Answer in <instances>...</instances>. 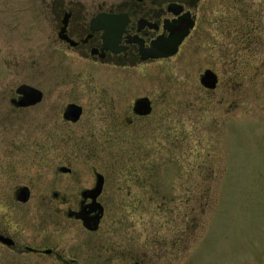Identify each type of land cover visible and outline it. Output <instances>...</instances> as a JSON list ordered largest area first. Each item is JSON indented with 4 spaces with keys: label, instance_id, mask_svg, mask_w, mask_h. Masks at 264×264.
Here are the masks:
<instances>
[{
    "label": "rangeland",
    "instance_id": "obj_1",
    "mask_svg": "<svg viewBox=\"0 0 264 264\" xmlns=\"http://www.w3.org/2000/svg\"><path fill=\"white\" fill-rule=\"evenodd\" d=\"M235 3L209 0L207 7ZM214 44L207 48L194 37L167 62L126 69L129 80L120 86L129 94L125 102L149 95L156 105L154 115L134 122L133 109L119 105L117 86L83 74L49 84L40 61L29 67L17 62L18 83L29 82L47 97L27 110L34 153L18 164L12 184H31L35 199L53 191L78 196L92 182L93 171L105 174L106 223L111 221L113 229L99 232L94 264H233L237 249H223V243L237 238L235 217L264 212V197L259 212H253L256 192L243 187L241 178L250 173L248 158L264 153V61L243 54L225 64ZM208 67L222 76L213 90L200 80ZM71 101L85 105L86 114L72 126L63 125L65 139H35L44 126L53 127L50 111ZM96 103L102 105L99 110ZM19 124L7 132L1 127L0 137L12 134L21 145L25 127ZM223 160L224 184L219 180ZM60 165L90 181H53ZM106 239L121 250L106 252Z\"/></svg>",
    "mask_w": 264,
    "mask_h": 264
},
{
    "label": "flooded vegetation",
    "instance_id": "obj_2",
    "mask_svg": "<svg viewBox=\"0 0 264 264\" xmlns=\"http://www.w3.org/2000/svg\"><path fill=\"white\" fill-rule=\"evenodd\" d=\"M208 3L209 0H0V128L7 132V128L14 129L19 123L25 127L21 145L12 134L0 137V264H94L99 232L113 229L111 221L106 223L104 194L108 181L101 172L93 171L92 182L78 196L53 191L35 199L31 184H12L17 178L18 164L27 163L34 153L29 144L33 137L26 132L30 122L27 110L38 108L47 97L45 90L29 82L18 83L17 62L23 61L29 67L33 61H40L49 84L65 75L83 74L98 83L117 86L121 92L117 96L119 105L133 109L132 122L135 118L148 119L155 113L154 99L139 95L133 97L132 103H126L129 94L120 86L129 80L125 71L129 67L150 66L173 57L143 58L142 51L152 48L157 40L184 36L179 52L194 37L207 48L214 42L219 45L218 57L225 64L237 62L243 54L246 59L262 57L264 61V0H236L234 7L220 9L207 7ZM210 69L217 73L220 83L221 73ZM24 84L41 90L42 99L23 105L20 87ZM145 96L152 104V112L146 115L135 110L137 99ZM71 103L83 108L78 120L66 116ZM100 107V103L94 105L97 110ZM60 108L50 111L54 125L44 126L43 133L35 137L39 142L65 139L63 125L72 126L86 114L85 105L75 101ZM37 152L38 156L42 154ZM248 159L250 173L241 178L245 181L243 187L256 192L253 198L257 205L250 203L256 213L264 197V153ZM224 165L223 160L219 168L222 184L226 179ZM63 166L69 170H62ZM58 171L53 181H90L67 165H60ZM98 173L104 175V187L96 201L102 203L104 213L98 228L93 230L97 227L98 211H93L96 205L92 189L96 187ZM82 209L90 218L87 222L69 213ZM234 227L237 238L223 243V249H237L233 264H264V212L237 216ZM102 244L109 253L121 250L120 246L111 248L110 239ZM222 264L228 263L224 260Z\"/></svg>",
    "mask_w": 264,
    "mask_h": 264
},
{
    "label": "water",
    "instance_id": "obj_3",
    "mask_svg": "<svg viewBox=\"0 0 264 264\" xmlns=\"http://www.w3.org/2000/svg\"><path fill=\"white\" fill-rule=\"evenodd\" d=\"M183 37L184 36H181L179 38H171L167 40L164 39L157 40L153 44L152 48L142 51L143 58L144 59H147L149 57L162 58L177 54L179 51V46L183 40ZM200 80L202 85L209 89L217 88V85L219 83V77L217 73L210 68L204 71V73L201 75ZM20 90L24 93V100L21 101L23 105L35 104L42 99L43 96L42 91L33 86L24 84L20 87ZM135 110L138 113L145 115L151 113L152 112L151 99L148 96L137 99ZM82 111H83L82 106L76 103H71L67 107L66 116L68 118H73V120H78L81 116ZM61 169L64 171L69 170L68 167H64V166ZM103 187H104V175L98 173L96 187L92 189V192H94L93 196L95 200L93 204L96 205L94 206L96 208H94L93 211H98L97 216L95 217L97 227L93 228V230H96L98 228L100 220L103 217V213H104V206L102 205L101 202L96 201V198L101 194ZM24 194L25 192L23 191V195ZM69 213L70 215H76L78 218L83 219L85 222H87V219L90 220V218L86 216L87 212H84V209H82L81 211L71 210ZM133 264H140V263L135 262Z\"/></svg>",
    "mask_w": 264,
    "mask_h": 264
}]
</instances>
